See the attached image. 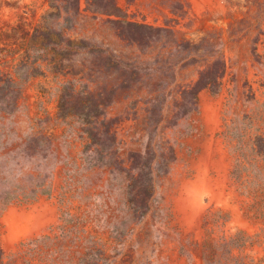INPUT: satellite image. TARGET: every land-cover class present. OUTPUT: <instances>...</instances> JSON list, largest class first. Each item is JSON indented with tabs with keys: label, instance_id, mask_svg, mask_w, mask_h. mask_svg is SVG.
<instances>
[{
	"label": "rangeland",
	"instance_id": "1",
	"mask_svg": "<svg viewBox=\"0 0 264 264\" xmlns=\"http://www.w3.org/2000/svg\"><path fill=\"white\" fill-rule=\"evenodd\" d=\"M0 75L4 264H264V0H0Z\"/></svg>",
	"mask_w": 264,
	"mask_h": 264
},
{
	"label": "trees",
	"instance_id": "2",
	"mask_svg": "<svg viewBox=\"0 0 264 264\" xmlns=\"http://www.w3.org/2000/svg\"><path fill=\"white\" fill-rule=\"evenodd\" d=\"M216 66H218L216 74L205 76V80L203 82L202 87H213L215 88L217 85V82L221 79L223 76V63L221 61H217ZM1 77H4L0 75ZM1 114V112H0ZM42 185L39 184V186L32 188L30 190H18L16 187H10L7 188L3 186L2 183H0V212L5 208L7 204L14 200H18L19 198H25L26 200L33 199L38 191H40L39 187ZM4 253L0 248V264H4Z\"/></svg>",
	"mask_w": 264,
	"mask_h": 264
}]
</instances>
